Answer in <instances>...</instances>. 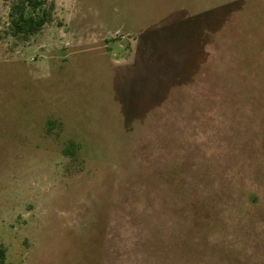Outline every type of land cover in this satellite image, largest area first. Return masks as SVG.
Returning <instances> with one entry per match:
<instances>
[{
	"label": "rangeland",
	"instance_id": "1",
	"mask_svg": "<svg viewBox=\"0 0 264 264\" xmlns=\"http://www.w3.org/2000/svg\"><path fill=\"white\" fill-rule=\"evenodd\" d=\"M46 1L0 0V264H264V0Z\"/></svg>",
	"mask_w": 264,
	"mask_h": 264
},
{
	"label": "trees",
	"instance_id": "2",
	"mask_svg": "<svg viewBox=\"0 0 264 264\" xmlns=\"http://www.w3.org/2000/svg\"><path fill=\"white\" fill-rule=\"evenodd\" d=\"M53 5L46 0H12L9 6V28L13 36L26 40L51 21Z\"/></svg>",
	"mask_w": 264,
	"mask_h": 264
},
{
	"label": "crops",
	"instance_id": "3",
	"mask_svg": "<svg viewBox=\"0 0 264 264\" xmlns=\"http://www.w3.org/2000/svg\"><path fill=\"white\" fill-rule=\"evenodd\" d=\"M250 256V255H249ZM253 258V257H252ZM251 259V258H250Z\"/></svg>",
	"mask_w": 264,
	"mask_h": 264
}]
</instances>
